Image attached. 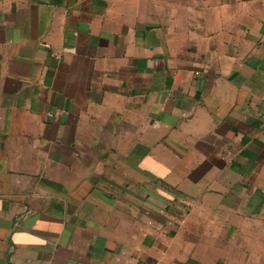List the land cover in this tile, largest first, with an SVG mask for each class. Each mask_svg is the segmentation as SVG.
I'll use <instances>...</instances> for the list:
<instances>
[{"label": "crops", "instance_id": "obj_1", "mask_svg": "<svg viewBox=\"0 0 264 264\" xmlns=\"http://www.w3.org/2000/svg\"><path fill=\"white\" fill-rule=\"evenodd\" d=\"M0 264H264V0H0Z\"/></svg>", "mask_w": 264, "mask_h": 264}]
</instances>
